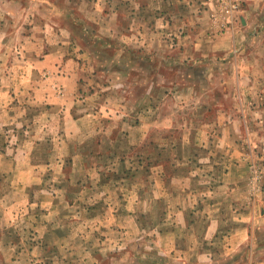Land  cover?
I'll list each match as a JSON object with an SVG mask.
<instances>
[{
  "label": "crops",
  "instance_id": "obj_1",
  "mask_svg": "<svg viewBox=\"0 0 264 264\" xmlns=\"http://www.w3.org/2000/svg\"><path fill=\"white\" fill-rule=\"evenodd\" d=\"M238 2L0 0V143L34 123L0 144V232L72 255L39 264H264V0Z\"/></svg>",
  "mask_w": 264,
  "mask_h": 264
},
{
  "label": "rangeland",
  "instance_id": "obj_2",
  "mask_svg": "<svg viewBox=\"0 0 264 264\" xmlns=\"http://www.w3.org/2000/svg\"><path fill=\"white\" fill-rule=\"evenodd\" d=\"M219 6H220L221 15L223 17H225V19H226L227 16L223 11L224 6H222L220 4H219ZM234 17H235V15H234ZM14 50L16 52V56H14V55L12 56V54H11V56H9L7 58H3L2 56H0V64L4 63V61H6L7 64L13 65V64H15V61L20 60L19 56H21V54H22L20 46L19 45L15 46ZM53 75H54L53 72L51 73L50 71H46L43 74V77L47 78V79L48 78L52 79L54 77ZM2 76H3V73H1V71H0V79ZM28 77L31 78V74L29 72L22 74L21 77H18V78L16 77L17 78L16 81L19 83H26ZM33 81H34V78H32V80H29L28 82H33ZM53 85H54L55 92L57 93V96H59L58 99H60V98L65 99L64 97L67 93V89L64 87V85H62V84L59 85L55 81V79H54ZM27 93H28L27 99L21 100V103H19V105L17 104L14 106V108L17 109V114H19L21 112H25L26 115L30 116V115H33L34 113L38 112V111H39L38 114L41 113V110L44 111L46 106H44V105L38 106L39 104L36 103L37 100L33 99L34 97H30V95H33V93L34 94L36 93L34 91V89L33 88L28 89ZM79 100L80 101L84 100V97L82 95L79 96ZM16 123L18 124V122H16ZM16 123H14V125H12L10 127H7L9 129L7 130V134L4 135L5 140L1 141V143H0L4 149H6L8 147L17 148V145L21 144V139H22L21 136L22 135L27 134V137H29V135L32 134L33 124H34L33 122L28 121L24 124H21V126L19 128L16 127ZM41 123L44 124L45 122H41ZM99 125L102 127V126H105L107 124L105 121H100ZM47 126H48V124H47ZM19 130H21V131H19ZM2 135L0 137H2ZM53 141H55L57 144L56 137L53 138ZM141 160L144 161V159H141ZM96 169H98V167ZM72 171L73 170L71 169L70 161L67 160L66 166H65V172H64L65 176H67L70 172L73 173ZM80 172H82V171H80ZM74 174H76V176L78 177L79 172L76 171V172H74ZM74 189L77 190L78 187H75ZM13 223H14L12 225L13 226L12 228L14 230L13 234L12 233H7V234L3 233L2 234L0 232V245L2 242L4 244H5V242H14L17 244V242L21 241L23 247L21 249L16 248V249H14V251L13 250L11 251V250L5 249V248L3 249V247L0 248V264H19V263H21V264H39L40 260H42L41 251H42V255L47 254L44 257L43 263H45V261L47 262V261L51 260V258L53 259L55 257L59 258V260L61 259L64 261L71 258L72 255L68 254L66 249H62V248L56 249L55 248L54 252L51 249H47V248L45 250H41V246L39 247V241L42 242L43 238H40L39 231H36L37 228L29 227L28 225L25 227V225L23 223H20L18 220L13 221ZM93 227L94 228L98 227V225H93ZM91 235H92V232H90L88 234L83 233V235H81V236L84 237V238H82L84 241H88V238H90ZM10 258L13 259V262H11V263L9 262ZM75 259L78 263L79 260L83 259V255H81L80 253H79V255H77L75 253ZM112 260H114L113 256H108V261L112 262ZM72 264H74V261L72 262Z\"/></svg>",
  "mask_w": 264,
  "mask_h": 264
},
{
  "label": "built area",
  "instance_id": "obj_3",
  "mask_svg": "<svg viewBox=\"0 0 264 264\" xmlns=\"http://www.w3.org/2000/svg\"><path fill=\"white\" fill-rule=\"evenodd\" d=\"M218 3L224 6V13L226 14L227 18L231 19L234 18L235 12L239 9V2L238 0H218ZM223 8V7H222ZM251 186L255 191H260L262 186V179L264 177V167L263 164L260 163L258 160H251Z\"/></svg>",
  "mask_w": 264,
  "mask_h": 264
}]
</instances>
